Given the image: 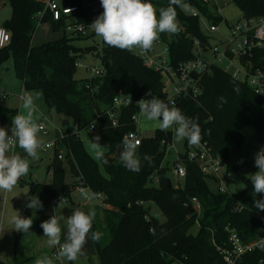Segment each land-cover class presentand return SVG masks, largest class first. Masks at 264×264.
<instances>
[{
	"label": "trees",
	"instance_id": "obj_1",
	"mask_svg": "<svg viewBox=\"0 0 264 264\" xmlns=\"http://www.w3.org/2000/svg\"><path fill=\"white\" fill-rule=\"evenodd\" d=\"M11 8V15L2 27L9 33V42L0 49V62L11 57L15 77L21 81L23 89L39 91L47 110L67 115L78 131H84L95 144V137L107 152L100 156V164L85 149L80 138L65 136L55 143V157L49 165L50 182L27 183V201L23 216L40 217L30 230L41 231L42 221L49 219L45 209L51 201L62 196L69 203L77 178L83 184L104 195L103 205H92L96 216L92 222L93 231L99 216L102 228L110 235V240L99 249L100 264H225L217 251V246L227 244V229H234L243 242L256 239L259 228L264 224V212L252 208L254 193L249 180L238 193L213 192L209 179L200 173L198 166L180 154L186 175L182 185L171 183L167 188L168 168L162 167L166 155V143L171 140V131L157 129L151 138H142L137 148L141 161L139 172H131L114 158L116 148L123 136L136 129L131 116L134 106L121 110L116 126L111 125L106 110L112 99L119 93L140 98L149 93L157 98L163 96L162 79L158 71L146 66L142 60L127 50L110 47L102 41L97 46L80 48L72 41L80 37L66 36L65 19H50L47 12L39 19L36 15L42 5L36 0H5ZM65 7H76L72 17L77 22L86 23L90 19L85 8L88 0H59ZM244 17H264V0H233ZM154 9L168 7V0H151ZM204 15L208 22L218 23L221 17L212 4L202 0H183ZM179 30L176 34L160 33L169 47L171 64L191 57L192 39L198 38L208 43V38L200 31L199 20L185 13V8H176ZM47 24L53 32L63 31L59 37L33 46L32 39L38 24ZM97 50L93 56V52ZM91 54L99 57L105 69L102 76L76 80L73 72L78 56ZM201 94L196 99L184 98L179 109L198 123L201 137L211 147L213 154L220 156L231 172L236 168L232 158L241 150L244 138H251L264 145V99L250 87L232 78L217 68H212L200 80ZM151 95H149L151 97ZM17 115L15 109L0 106V125L11 134L12 120ZM93 125L94 130L89 131ZM164 140L165 144H161ZM66 148L64 160L57 158L58 149ZM147 154L151 163L143 160ZM106 161V162H105ZM101 168V169H100ZM70 173L71 182L66 177ZM158 184H154V179ZM21 180V179H20ZM23 183V181H21ZM39 197L42 207H27L28 197ZM196 198L200 205V216L195 211L189 213L184 203ZM148 202L154 203L164 221L151 214ZM239 203V204H238ZM245 209L240 211L238 209ZM88 210L86 209L85 212ZM198 224L196 233L190 229ZM98 242V241H97ZM99 242L97 243L99 245ZM100 246V245H99ZM260 252L246 254L237 264H259Z\"/></svg>",
	"mask_w": 264,
	"mask_h": 264
},
{
	"label": "built area",
	"instance_id": "obj_2",
	"mask_svg": "<svg viewBox=\"0 0 264 264\" xmlns=\"http://www.w3.org/2000/svg\"><path fill=\"white\" fill-rule=\"evenodd\" d=\"M41 3L42 10L36 15L39 19L45 12L48 13L50 19L59 21L61 18L65 19L64 32L71 37L89 36L92 38L95 35L94 30L90 24L96 17L103 11L100 2L95 3L93 0H88L85 3V8L89 10L90 19L88 22H77L72 17L76 14V7H65L60 4L59 0H36ZM213 0H202L205 4H212ZM217 9V8H216ZM185 13L199 20V17H206L198 10L191 6L185 7ZM217 14L219 15L218 11ZM220 16V15H219ZM221 17V16H220ZM208 22V21H207ZM218 23H209L208 32L218 33V40L216 44H210L211 36L205 35L208 38V43L203 42L198 38L192 39L191 57L187 60L171 64L169 58V47L162 39L161 34L158 39L154 41L153 46L148 51H142L139 48H134L130 53L139 57L142 62L151 69L160 72L162 79V93L163 96L159 99L170 102V106L179 109V102L184 98L196 99L201 94L200 80L203 75L209 72L212 68L220 69L221 71L229 74L235 80L247 84L250 89L258 96L264 99V17H244L228 25V33L220 32ZM41 24L39 23L38 26ZM9 33L0 27V49L9 42ZM99 51L102 47V39L96 44ZM97 50L93 52V56ZM99 62L98 67L89 68L90 78L102 76L105 69L100 62L99 57H93ZM76 67L82 66L81 63L76 62ZM163 78L167 81L164 82ZM22 91L18 96L22 102ZM148 94V93H146ZM143 94L140 98H132L130 95L119 92L113 99L110 107L106 110V114L111 121L112 126H116L118 118L120 117L123 108L134 106L136 112L131 116V122L135 125L136 129L127 132L123 139H133L141 143L142 137L137 129L138 115L140 113L138 101L142 98L150 99L149 95ZM10 94H3L2 98H6ZM49 116L41 113L37 124L40 127V132L44 135L49 134L46 122ZM94 126L89 127V131H93ZM84 131L74 129H57L56 136L53 142L46 143L44 149L55 147L58 141L63 140L65 136H72L79 138V134ZM11 135V134H10ZM172 135V131H171ZM161 144H165L164 140ZM171 144V140L166 143V147ZM185 144V159L193 162L198 166L202 176L209 181L218 184L217 190L226 192V184L231 172L226 169V165L222 158L213 154L208 142L201 137V140L196 145H191L184 141ZM64 151V153L62 152ZM73 158L68 149L62 147L58 149L57 158L64 160L66 155ZM173 177L183 179L186 175V168L182 163L180 154L177 155L176 161L170 169ZM21 179V178H20ZM77 184L74 189L82 196L83 203H96L103 206L104 195L90 189L87 185L83 184L82 177L77 178ZM154 184H158V179H154ZM66 201L62 196L55 197L51 204L58 205L60 202ZM195 211L200 209L196 198H192L190 203ZM105 206V205H104ZM151 208L149 207V210ZM153 215V214H152ZM155 216V215H153ZM264 223V218L261 217ZM227 244L225 246H217L216 249L222 257L225 264H237L242 258L249 253L260 252L262 257L259 259V264H264V224L259 228V235L256 239L243 242L237 235L234 229H227ZM53 264H69L64 257L58 255V246L51 252Z\"/></svg>",
	"mask_w": 264,
	"mask_h": 264
},
{
	"label": "clouds",
	"instance_id": "obj_3",
	"mask_svg": "<svg viewBox=\"0 0 264 264\" xmlns=\"http://www.w3.org/2000/svg\"><path fill=\"white\" fill-rule=\"evenodd\" d=\"M100 4L103 11L90 24L91 28L108 46L129 51L134 48L148 51L160 33L176 34L179 30L176 8H185L183 0H168V7L159 9L157 16V10L154 9L151 0H100ZM146 95H151V91ZM39 98L40 93L24 92L22 106L26 114H18L13 118L11 135L0 127V191H12L18 180L29 172L28 161L15 153L17 147L22 149L26 156L38 158L42 141L38 136L40 127L33 121L31 109ZM138 107L148 121L158 123L161 131L171 129L177 142L187 141L191 145L200 142L201 130L196 120L184 115L180 109L170 106V102L151 95L150 99H140ZM94 139V146L100 144L99 136ZM120 144L121 151L118 155L120 163L131 172H139L141 161L137 157L138 142L133 139H122ZM97 155L102 156V153L98 152ZM143 160L151 163V157L147 154L143 156ZM254 164L258 170L248 175V180L255 195H261L259 199L253 196L252 208L264 212V145L256 152ZM27 207L39 209L42 207V202L38 196L28 197ZM17 213L10 217L11 229L27 233L33 224V219L22 216L19 211ZM95 216L94 209H89L87 212L73 211L66 221L63 242H61L60 223L62 217L53 215L42 221L40 227L43 236L47 237V245L58 246V255L72 264L78 255L82 254L88 239L99 241L101 238V233L91 230ZM35 264H53V261L45 256L37 259Z\"/></svg>",
	"mask_w": 264,
	"mask_h": 264
},
{
	"label": "rangeland",
	"instance_id": "obj_4",
	"mask_svg": "<svg viewBox=\"0 0 264 264\" xmlns=\"http://www.w3.org/2000/svg\"><path fill=\"white\" fill-rule=\"evenodd\" d=\"M93 2L98 3L100 0H93ZM0 3H2L3 7V9L0 10V17H2L5 13L7 15L8 12H11V8L5 0H0ZM212 5L217 8V11L222 18V22L219 24L220 32L227 34L228 25L242 17L240 9L233 0H213ZM208 27L209 23L204 18L199 17L200 31L205 35L211 36V45L216 44L218 40V33H209ZM62 34H64L63 31L53 32L49 25H40L37 27L33 36L32 45H40L41 43L53 40ZM65 35L69 36L66 33ZM88 37L89 36H80V39L76 38L72 41V43L75 46L84 49L96 46L100 40V37L96 34L92 38ZM77 62L81 63L82 66L76 67L73 72V77L76 80L90 78L88 69L99 66L98 60L93 58L91 54L78 56ZM163 80L167 83L164 78ZM22 91L26 90L23 89L21 81L15 77L13 62L11 57L8 56L0 62V106L16 109L17 115L26 114V110L23 108L22 102L18 99V94ZM4 92L11 95L7 99H2L1 96L2 94H5ZM29 93L35 94L39 92ZM34 106L31 111L33 114L32 119L35 123H37V118H35V112L37 111L35 108L45 112L46 115L50 114L48 121L46 122L49 134L44 135L41 132L38 133L39 139L42 141V147L38 150L37 159L26 156L23 150L20 149L21 154L19 155L24 157L29 163V172L27 175L21 177V180H18L17 185L12 189V191H0V264H35L37 259L45 256L52 259L51 252L55 248L47 245V237L43 236V230H31L27 233L17 232L11 229L12 226L9 223L10 217L14 214H18L17 211H19L22 216L24 214L27 201V183L51 181V171L48 167L55 157V149L54 147L44 149V145L54 141L57 129H74V125L72 124L69 116L57 114L54 110H47L43 103L39 105V103L35 102ZM0 127L2 126L0 125ZM137 129L140 137L151 138L154 136L155 131L159 129V127L157 122L148 121L140 112L138 115ZM168 131L172 130L169 129ZM79 138L90 156L100 164V156H98L97 153L99 152L105 154L107 152L106 148L97 144L94 146V143L89 140L85 132H81L79 134ZM259 149L260 145L257 141L247 137L244 138L241 150L232 158L236 168L231 170V175L226 184V192L234 194L241 191L244 188L245 181L248 180V175H251L258 170L254 164V157ZM185 150L184 141L177 142L174 139V133L172 131L171 144L166 148V155L162 162V167L168 168V179H170L173 186L182 185V179L173 177L170 169L176 161L177 155L183 154ZM62 152L64 153V151ZM66 173L67 181L71 182L72 179L67 169ZM21 181H23V183H21ZM217 186V183L212 181L209 182V188L211 191L216 192ZM71 200L73 203L63 201L58 205L50 204L44 212L49 218L53 215L62 217L60 221L62 227L61 242H63L67 218L72 214V212L76 210L85 212V210H89L92 205H97L96 203H83L82 196L76 189H73ZM148 205L151 208V214L155 215L158 221L162 222L165 220L164 216L160 213L154 203L148 202ZM196 212L200 216V209ZM30 218L33 219L32 226L40 219L37 213H32ZM97 221L98 223L95 225L96 230L102 234L100 238L102 245H106L110 240V235L102 228L103 224L100 216ZM198 228V224L195 223V225L190 229V232L196 233ZM91 230L93 231V227ZM98 242L88 239L82 249V254L78 255L77 259L72 262V264H100L99 249L101 244L99 242V246L97 244ZM65 260L67 263L66 258Z\"/></svg>",
	"mask_w": 264,
	"mask_h": 264
},
{
	"label": "crops",
	"instance_id": "obj_5",
	"mask_svg": "<svg viewBox=\"0 0 264 264\" xmlns=\"http://www.w3.org/2000/svg\"><path fill=\"white\" fill-rule=\"evenodd\" d=\"M3 9V7H2V3H0V10H2ZM10 15H11V12L9 13L8 12V14L6 15V13L2 16V17H0V27H2V24H3V22L6 20V19H8L9 17H10ZM41 25H47V24H41ZM23 87V86H22ZM33 92H39V91H33ZM4 93H7V92H4ZM40 93V92H39ZM21 94V93H20ZM20 94H18V96L20 95ZM34 94V93H33ZM11 95V94H10ZM2 96H3V94H2ZM1 96V97H2ZM9 97V96H8ZM8 97H6V98H4V99H7ZM3 99V98H2ZM19 99V98H18ZM19 101H20V99H19ZM21 102V101H20ZM35 102H37V103H39V105H41V103H43V100H42V96H41V93H40V98L38 99V100H36ZM44 104V103H43ZM45 106V105H44ZM35 107V106H34ZM16 110V109H15ZM35 110L37 111V112H35L36 114H35V118H37V120H38V118H39V116H40V114L41 113H44L45 114V112H43V111H40V109H36L35 108ZM17 111V110H16ZM38 113V114H37ZM48 116H50V114H48ZM15 153L16 154H21V152H20V149L17 147L16 149H15ZM69 263V262H68ZM70 264H71V262H70Z\"/></svg>",
	"mask_w": 264,
	"mask_h": 264
},
{
	"label": "water",
	"instance_id": "obj_6",
	"mask_svg": "<svg viewBox=\"0 0 264 264\" xmlns=\"http://www.w3.org/2000/svg\"><path fill=\"white\" fill-rule=\"evenodd\" d=\"M121 151V144L116 148L115 154H114V158H119L118 155ZM167 183V188H171V181L170 179H167L166 181ZM184 206L187 208V210L189 211V213H194L195 212V208L190 204V203H184Z\"/></svg>",
	"mask_w": 264,
	"mask_h": 264
}]
</instances>
